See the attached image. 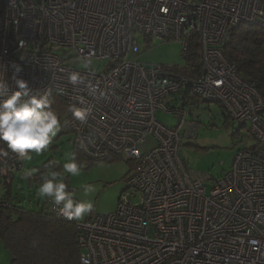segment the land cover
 <instances>
[{
	"label": "built area",
	"instance_id": "1",
	"mask_svg": "<svg viewBox=\"0 0 264 264\" xmlns=\"http://www.w3.org/2000/svg\"><path fill=\"white\" fill-rule=\"evenodd\" d=\"M242 24L264 27V0H0V79L10 92L15 74L52 105L57 97L90 109L84 122L65 121L76 146L93 161L133 163L116 211L76 220L80 264H264V94L224 54ZM192 33L201 74L138 60L155 40L186 49ZM89 54L106 65L74 66ZM70 72L85 82L73 86ZM213 104L246 124L254 143L207 189L210 177L192 173L180 152ZM160 109L177 124L160 121ZM23 171L25 160L0 141V207L11 206L3 193Z\"/></svg>",
	"mask_w": 264,
	"mask_h": 264
},
{
	"label": "rangeland",
	"instance_id": "2",
	"mask_svg": "<svg viewBox=\"0 0 264 264\" xmlns=\"http://www.w3.org/2000/svg\"><path fill=\"white\" fill-rule=\"evenodd\" d=\"M150 45V49L139 56L140 62L147 65H185L182 56L184 46L180 41L160 42L155 40ZM82 62L78 60L74 66L78 69H87L88 67L82 66ZM105 65L104 60L92 59L90 67L98 69ZM210 107L213 114L202 111L201 125H199L194 138L183 140L182 151L180 152L184 165L192 173L201 178L210 177L206 182L207 189L222 175L230 171L237 150L254 143V139L249 134L248 126H245L246 124L242 125V122L226 118L216 104L210 105ZM156 117L166 125H176L178 122L174 114L162 109L157 112ZM69 129L61 125L60 132L48 149L41 154L31 152L32 159L26 161L25 171L33 169L36 174L48 160L52 161L51 169L62 171L63 164L70 159L74 152V133ZM154 143V138L149 136L141 145V152L149 151ZM80 161L85 163L86 167L79 176L72 177L70 174H65L66 183L71 190L75 191L76 199L90 200L93 203V210L82 220L77 221L83 222L97 215L115 212L121 195L127 188L126 179L133 163L125 161L120 156L112 157L106 161L89 159ZM34 173L29 180L17 176L14 181L13 200L16 205L28 209H37L39 204L46 201L50 202L47 198L41 199L37 196L36 190L39 182H34ZM85 186L92 187V191L86 196L83 193ZM12 258L11 251L4 246L0 239V264H11Z\"/></svg>",
	"mask_w": 264,
	"mask_h": 264
},
{
	"label": "trees",
	"instance_id": "3",
	"mask_svg": "<svg viewBox=\"0 0 264 264\" xmlns=\"http://www.w3.org/2000/svg\"><path fill=\"white\" fill-rule=\"evenodd\" d=\"M199 42L197 33L188 36V47L182 54L186 65L182 73L194 76L204 71ZM228 42L224 50L227 59L237 66L242 78L255 81L264 94V27L242 24L234 30ZM52 108L59 114L61 125L67 128L65 121L73 115L66 100L56 97ZM73 146L78 161L89 159L79 146ZM52 166L51 160L46 161L34 173V182H39L40 174ZM17 176H22V173ZM14 181L3 193L11 206L0 207V239L12 253L11 264H80L76 220H60L49 210L51 202L39 204L37 209L16 205L13 200Z\"/></svg>",
	"mask_w": 264,
	"mask_h": 264
},
{
	"label": "clouds",
	"instance_id": "4",
	"mask_svg": "<svg viewBox=\"0 0 264 264\" xmlns=\"http://www.w3.org/2000/svg\"><path fill=\"white\" fill-rule=\"evenodd\" d=\"M89 54L84 57L82 66L87 68L92 64ZM15 73L22 71L21 66L13 65ZM16 90L11 91L6 80L0 79V141L7 144L8 149L29 161L31 152L41 154L53 142L61 130V118L52 108L50 93L33 90L29 82L14 74ZM68 82L73 86L83 84L84 78L79 72H70ZM87 86L95 91L98 86L89 81ZM83 102V101H81ZM70 111L76 120L84 122L90 109L70 106ZM83 147V142H81ZM6 155V153H5ZM86 164L76 159L73 152L70 159L63 164V170L57 171L49 168L40 174L36 194L41 199L47 198L59 208V215L72 220H82L93 210L90 200L76 199V193L65 182V174L72 177L79 176ZM35 170L28 169L22 173L25 180H29ZM92 191L91 186H85L83 193L86 196Z\"/></svg>",
	"mask_w": 264,
	"mask_h": 264
},
{
	"label": "crops",
	"instance_id": "5",
	"mask_svg": "<svg viewBox=\"0 0 264 264\" xmlns=\"http://www.w3.org/2000/svg\"><path fill=\"white\" fill-rule=\"evenodd\" d=\"M25 164H26V161H25Z\"/></svg>",
	"mask_w": 264,
	"mask_h": 264
}]
</instances>
